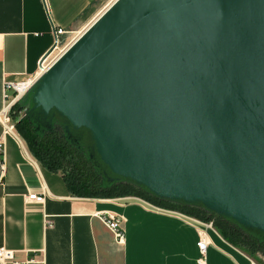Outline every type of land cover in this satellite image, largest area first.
I'll use <instances>...</instances> for the list:
<instances>
[{"label": "water", "instance_id": "water-1", "mask_svg": "<svg viewBox=\"0 0 264 264\" xmlns=\"http://www.w3.org/2000/svg\"><path fill=\"white\" fill-rule=\"evenodd\" d=\"M16 104L101 186L264 236V0H111Z\"/></svg>", "mask_w": 264, "mask_h": 264}, {"label": "crops", "instance_id": "crops-1", "mask_svg": "<svg viewBox=\"0 0 264 264\" xmlns=\"http://www.w3.org/2000/svg\"><path fill=\"white\" fill-rule=\"evenodd\" d=\"M110 2L0 0V110L4 82L35 76L53 45V28L67 31L62 39L75 38ZM1 159L0 246L20 259L32 256L29 264H198L201 231L208 241L204 264H257L211 220L155 211L134 195H74L62 173L36 160L17 131L4 137ZM30 192H44V201L28 200ZM106 212L122 218V243L101 218Z\"/></svg>", "mask_w": 264, "mask_h": 264}, {"label": "trees", "instance_id": "trees-1", "mask_svg": "<svg viewBox=\"0 0 264 264\" xmlns=\"http://www.w3.org/2000/svg\"><path fill=\"white\" fill-rule=\"evenodd\" d=\"M12 112L18 118L15 123L16 131L27 142L29 152L47 169L60 171L67 188L74 195L85 197L139 196L157 205L211 220L230 242L241 247L252 257L256 252L264 256V236L242 230L232 222L203 209L157 200L126 182L114 183L107 188L101 186L100 177L94 171L92 164L64 141L61 130L38 137L33 132L27 117L19 115L20 108L17 104L12 107Z\"/></svg>", "mask_w": 264, "mask_h": 264}, {"label": "built area", "instance_id": "built-area-1", "mask_svg": "<svg viewBox=\"0 0 264 264\" xmlns=\"http://www.w3.org/2000/svg\"><path fill=\"white\" fill-rule=\"evenodd\" d=\"M54 41H53V49L49 54L45 57L41 58L38 63L37 72L35 76L32 78H27L19 81H5L3 84L4 89V99L5 104L0 110V125H1V136H0V179L3 176V160L1 159V155L3 154V141L4 137L7 134L16 133L15 123L17 121V117L13 115L12 107L16 104L17 100L22 96V94L30 87L34 78L44 71L61 53L62 51L73 41L74 38H70L71 40L63 45L62 36L67 34V31L62 27L53 28ZM45 198V193H36L30 192L27 195V199L34 202H43ZM143 205L148 206L149 208L165 213H173L181 218H185L187 220H193V218L185 215L183 212L175 209L165 208L159 206L155 203H152L145 198L136 196ZM104 220L106 226L113 232L115 239L118 243H122L124 240V233L121 228L122 218L114 213L106 212L101 216ZM212 222H209L208 225L211 226ZM208 241L206 239V234L204 232H200L199 240L196 245L200 252V256L197 259L198 264H204L205 260V249ZM34 261L32 256H27L23 259H20L16 256L15 251L6 246H0V264H29Z\"/></svg>", "mask_w": 264, "mask_h": 264}, {"label": "rangeland", "instance_id": "rangeland-1", "mask_svg": "<svg viewBox=\"0 0 264 264\" xmlns=\"http://www.w3.org/2000/svg\"><path fill=\"white\" fill-rule=\"evenodd\" d=\"M71 39H65L63 42V45L67 44ZM21 137V135H20ZM22 141L24 142V145L25 147L27 148V150L29 151L28 149V145H27V142L21 137ZM253 259L257 262V264H264V256L262 254H260L259 252H256L254 255H253Z\"/></svg>", "mask_w": 264, "mask_h": 264}]
</instances>
